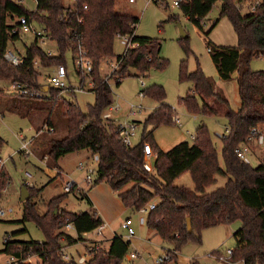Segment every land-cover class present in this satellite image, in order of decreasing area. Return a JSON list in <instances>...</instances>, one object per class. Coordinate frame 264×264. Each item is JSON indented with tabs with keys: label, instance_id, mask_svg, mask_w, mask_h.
Returning a JSON list of instances; mask_svg holds the SVG:
<instances>
[{
	"label": "trees",
	"instance_id": "obj_1",
	"mask_svg": "<svg viewBox=\"0 0 264 264\" xmlns=\"http://www.w3.org/2000/svg\"><path fill=\"white\" fill-rule=\"evenodd\" d=\"M178 8L196 27L203 31L202 22L208 17L215 3L220 2L219 18H226L236 36L233 47L211 46L212 61L219 81H228L233 73L237 74V93L240 105L232 110L222 91L215 87V80L207 76L199 63L194 71H189L187 61H182L179 79L192 83L193 87L181 99L186 111L193 115L216 116L222 112L226 119L229 134L221 142L220 167L215 142L207 125L199 126L193 142H181L167 152L156 143L155 131L163 125L175 124L176 111L165 101L167 93L161 85L143 87L145 97L159 103L145 120L144 130L153 126L150 133L143 132L141 140L134 147H127L119 136V126L113 119H105V111L114 104L112 86L100 71L101 64L108 58L121 60L115 71L116 85L130 76L135 70L144 76L151 69L164 70L168 61L161 56L162 42L156 38L140 37L136 34L139 19L131 14L117 10V0H75L67 6L66 0H39L36 11L17 3L15 0H0V82L19 81L39 88L40 73L33 67L38 59L44 68L66 65V54L74 53L75 32L86 48L92 61L90 74L94 87L95 102L83 112L76 101V94L66 92L70 100L64 99V92L51 89L41 100H30L9 96L0 88V108L16 113L22 118L32 120L36 112L54 110L59 99L60 116L64 118L63 137H55V125L51 118L46 120L48 135L43 141L39 155L43 160L57 166L58 161L67 154L88 150L92 156L98 155L95 167L96 186L107 182L118 193L124 206L140 210L155 202V208L147 214V227L154 231L172 248L165 254L177 263L178 256L188 243L202 244L205 230L220 225H230L236 221L241 226L233 233L235 247L225 264H264V162L253 167L239 159L235 150L248 145L250 129L264 126V71L250 69L253 57H264V2L255 12L242 14L234 9L236 0H179ZM84 5L88 10H84ZM169 8L168 5H166ZM28 17L44 26L53 40L57 41L58 55L48 56L37 44L26 48L25 63L14 67L4 60V53L11 42L19 39V34L11 35L15 20ZM176 15L169 20L178 21ZM82 20V22H79ZM14 23V25H12ZM216 24V23H215ZM159 28H162L160 25ZM210 32L207 33V35ZM133 35L139 47L131 49L125 56H116L115 42L119 36ZM180 38V41H187ZM188 54L190 50H187ZM74 58V56H73ZM137 76V75H136ZM86 77L81 78V84ZM110 80V79H109ZM31 122V121H30ZM50 129H54L50 132ZM43 128H39L41 133ZM144 144H150L157 153L155 172L149 174L143 167ZM5 145L0 136V154ZM189 174L193 188L177 185L176 181ZM227 177L224 186L213 191L207 189L216 183V176ZM11 178L0 170V198L3 190L10 185ZM80 193L92 206L87 194L73 184L72 190ZM30 196L23 202L22 222L35 223L45 237L44 242H22L5 236V246L0 254H7L21 261L37 256L44 264H67L61 256L64 245L74 246L85 242L84 237L104 224L103 219L93 209L73 213L61 205L67 194L52 199L43 214L38 212L33 199L40 190L28 188ZM191 221L192 231L188 229ZM72 223L78 236L62 230ZM131 242L122 236H115L108 249L96 244L90 248V258L86 264H123L129 254ZM213 254L220 260L222 254ZM74 257V256H73ZM47 259V260H46ZM70 264H78L75 258Z\"/></svg>",
	"mask_w": 264,
	"mask_h": 264
},
{
	"label": "rangeland",
	"instance_id": "obj_2",
	"mask_svg": "<svg viewBox=\"0 0 264 264\" xmlns=\"http://www.w3.org/2000/svg\"><path fill=\"white\" fill-rule=\"evenodd\" d=\"M175 0H135V3H130L129 0H117V10L123 11L124 14L134 15L139 19V24L136 28V34L140 37L156 38L162 42L161 56L168 61L167 68L164 70L151 69L144 76L139 75L135 70L131 71L130 76L122 80L120 86L116 85V79L112 73L111 65L107 63L101 64L103 67V75L111 74L110 85L112 86L114 106H119V111L114 113L113 117L116 123L124 122L125 120L134 121L138 125L137 140H141L144 131L150 133L154 130L153 126H148L144 130V123L147 117L159 107V103L155 100L145 97L140 99L139 94L144 89L141 85L143 81L147 87L154 84L161 85L166 93V103L174 108L176 116L181 120V125H163L159 127L155 133L154 138L159 147L167 148L179 142H193L192 136L195 135L196 129L201 125H207L215 147L218 153V160L220 167L223 169V162L221 159V142L216 138V133L224 131L226 126V119L222 112L216 116L193 115L186 111L181 99L187 95L193 85L189 82H181L179 79L180 66L182 61H187L189 71H194L197 68V63L200 64L204 73L215 80V87L222 91L227 99L232 110H237L240 101L237 93L236 78L231 76L228 81L218 80L216 83V69L211 58V53L208 52L207 45L216 47H233L236 45V36L233 32L231 24L226 18H219L220 2L215 3L211 13L202 22L203 31L192 24L180 11L178 7H173ZM71 5L70 2H66ZM169 6V8L166 7ZM27 6L30 11L36 8L34 2L29 1ZM176 15L178 21L169 20L170 16ZM216 23V24H215ZM162 28H159V26ZM182 26L188 36L187 41H180V29ZM210 32L208 35L207 33ZM32 36L23 37V41H15L10 43V47L19 51L22 54L26 53V48L34 43ZM45 50L52 51L57 54V44L54 42L47 43L43 46ZM190 50L188 54L187 50ZM116 56H121L124 53V48L119 38L115 42ZM112 59V58H110ZM111 61V60H110ZM66 62L69 68L70 79L68 83L72 86H78L81 82L77 72L74 70V60L72 53L66 54ZM114 63V60L111 61ZM253 71H264V57H253L249 65ZM52 69L42 68L40 73V82L47 85L45 76L50 73ZM137 75V76H136ZM10 82H0V88L8 93V86ZM87 80L82 85H86ZM76 101L83 112L87 113L89 105L95 102L93 92L75 93ZM64 99L70 100L68 94L64 93ZM63 99H59L54 110L49 112H36L32 120L22 118L16 113L0 108V136L4 139L5 145L1 150L0 157L5 161V166L2 168L10 176L11 182L7 187V193H3L0 198V207L12 208L14 213L9 214L4 219H0V251L5 246V236H11L12 240L22 242H44L45 237L43 233L37 228L35 223L22 222L23 219V202L21 201V194L23 188L40 190L33 202L37 204L38 212L43 214L47 210L49 202L63 194H67V198L62 203L61 207L69 212L78 213L90 209V206L85 199H81L80 193L76 190L73 192H66L65 187L67 183H75L82 187H90L85 182L86 169L88 166L96 167L93 162V156L88 150H81L78 152L67 154L62 157L63 167L65 168L64 175L57 166L43 160L39 155L43 147V141L48 135L46 120L52 119L55 125V137H63L65 135L64 118L60 116V104ZM131 105H142L143 110L136 116L130 114ZM31 121V122H30ZM43 128L39 133L38 129ZM264 129V126H263ZM22 138L26 142H30L29 153L21 150ZM260 153L249 158V163L255 167L259 163V158L264 157V145ZM257 158V159H256ZM262 162H264L262 160ZM82 163L85 167L82 170L79 165ZM30 175V177L28 176ZM227 177L220 175L216 176L215 185L209 187L207 191H213L216 188L222 187L227 182ZM33 183L36 187L32 186ZM100 189L102 194L104 191H109L107 182H102ZM101 184V183H100ZM177 185H185L190 188L194 187L192 179L189 174L183 175L176 181ZM79 188V187H78ZM80 189V188H79ZM107 189V190H106ZM111 189V188H110ZM88 190V189H86ZM114 196L115 201L122 205L118 193L110 190ZM29 192V190H28ZM30 194V193H29ZM154 201L153 203H155ZM152 204V203H151ZM123 210L122 206L119 207ZM126 210V209H125ZM141 215L138 211L127 209L122 216H120L114 223L113 227L107 228L103 231L101 236L94 233L86 237L88 246L93 245L98 241V244L106 248L104 238H111L114 233L122 236L126 241L132 242L129 253L138 252L140 259L129 262L125 259L123 264H144L149 262L153 264L154 259L165 254V250L172 248L171 244L164 243L159 236H156L153 231L149 230L147 225L141 226L138 224V219ZM144 216L147 215L145 214ZM131 218L134 221V228L136 235L131 239L126 238V232L121 225ZM241 226L240 221H236L230 225H220L214 228L207 229L202 234V244L197 245L188 243L184 246L178 256V263L173 261L169 264H225L228 258L220 260L215 254L219 251L222 256L226 257L227 250H233L235 247V239L233 233ZM63 231V230H62ZM87 244L85 247L89 249ZM164 247V248H163ZM83 252H87L84 247H80ZM163 248V249H162ZM76 250V249H75ZM69 253H74L73 247L68 248ZM12 257L7 254H0V264H11ZM235 264H242L237 262Z\"/></svg>",
	"mask_w": 264,
	"mask_h": 264
},
{
	"label": "built area",
	"instance_id": "obj_3",
	"mask_svg": "<svg viewBox=\"0 0 264 264\" xmlns=\"http://www.w3.org/2000/svg\"><path fill=\"white\" fill-rule=\"evenodd\" d=\"M19 4L23 5H28V2H34L36 4V8L38 5L39 0H15ZM66 2H70L71 5L75 3V0H66ZM130 3H135V0H129ZM179 0L174 1L173 7H178L179 5ZM264 2V0H236L234 3V9L242 14H249L253 13L256 11L258 7L261 6V4ZM67 6H69L67 4ZM36 8L32 11H36ZM84 10H88V6L84 5ZM79 22H82V20H79ZM16 26L14 25L10 31L11 35L14 34H19V41H23V37L26 36H32L34 38V43H37L44 51L45 53L53 57L55 54L50 51V50H45L43 48L44 45L50 42L57 43L56 40H53L51 36L49 35L48 31L46 28L40 24H38L35 20L32 18L28 17H21L17 18L15 20ZM75 39H73L75 43V50L73 53V60H74V70L77 72V75L79 76L80 80L82 77H86L87 84L82 85L81 82L78 86H72L68 83L70 79V73H69V68L66 67V65H56L54 67H51L52 71L50 73H47L45 76V81L47 85L43 83H39V88L35 87L34 85H29L26 83H22L19 81H12L9 83L8 86V93L12 96L15 97H22L30 100H41L45 96L48 95V92L51 89H56V90H61L62 92H72V93H87L90 92L93 87H94V82L90 76V74L93 71V64L91 59L89 58L86 48L84 47L80 35L75 32ZM121 41V44L124 48V53L122 56H125L129 50L135 49L139 47V44L134 41V36L133 35H128V36H119L118 37ZM17 40V41H18ZM14 43V42H11ZM211 49H208V52H210ZM58 55V49H57V54ZM4 60L11 64L14 67H20L25 63V55L20 53L17 50H13L10 45L7 48V50L4 53ZM114 60V63L111 61ZM111 65L112 68V73L117 71L119 69L121 60L118 58H108L104 60L103 62ZM33 67L34 69L40 73L41 69L44 68L40 61L38 59H35L33 61ZM45 69V68H44ZM100 71H103V67H100ZM111 73V74H112ZM41 74V73H40ZM111 74H105L106 80H108L110 84L111 79ZM142 87H145V83L142 81L141 82ZM48 88V91L45 92V88ZM140 99H144L145 95L144 93L139 94ZM143 110L142 105H131L130 108V114L132 116H136L137 114L141 113ZM119 111V106H110L104 113V118L105 119H113L114 120V113ZM174 122L176 125H181V120L175 116L173 118ZM119 126V136L123 143L127 147H134L136 144L139 143L136 142L138 134V125L134 121H129L125 120L124 122H118L117 123ZM54 129H50V132H53ZM229 134L228 128H224V131L221 133H216L215 136L218 138V140L223 139L226 135ZM194 139V136H192ZM22 148L21 150L25 151L26 153H29V145L30 142H26L25 139L22 138ZM248 142L254 141V143L257 146H262L264 144V129H262L260 126H255L250 129V134L248 137ZM248 145H242L238 147L235 150V153L239 159H241L245 163H249V157H248ZM143 155H144V162H143V167L145 171L149 174H153L155 172V162L158 158L157 153L154 151L153 147L150 144H144L143 146ZM93 162L96 163V165L99 162V157L98 155L93 156ZM5 166V161L0 157V170ZM79 167L84 170L85 167L82 163H80ZM95 167L88 166L86 169V177H85V182L89 186H93L95 183ZM61 173V172H60ZM30 177V175H28ZM74 183H67V186L65 187V191L71 192L72 186ZM7 188L3 190V193H7ZM155 203L149 204L147 207L142 208L138 210L139 214L141 215L138 219V224L141 226L146 225L147 223V218L144 216L145 214L147 215L149 211L153 210L155 208ZM14 213L12 208H7V207H0V219H4L6 216L9 214ZM107 225L103 224L100 227H98L96 230H94L92 233L101 236L103 234V231L106 229ZM122 229L126 232V238L127 239H132L136 235V229L134 228V221L131 218H128L122 225ZM63 232L69 235H72L74 237H77V231L72 223H68L64 229ZM91 233L86 234L85 236H88ZM84 236V237H85ZM69 246L64 243V245L61 248V256L62 259L67 263L70 264L73 261V257L71 253L68 252ZM232 254L231 250L226 251V257H222L221 260H226L229 258ZM90 258V251L84 253L83 255L79 256L77 258V263L78 264H86V262ZM141 256L138 252L134 253H129L125 259H127L129 262H134L138 259H140ZM11 264H16V260L14 258H11ZM47 260V259H46ZM172 262V258L164 254L161 257H158L154 259L153 264H169ZM23 264H44L43 260L40 259L37 256H31L23 261H21ZM144 264H150L149 262H145Z\"/></svg>",
	"mask_w": 264,
	"mask_h": 264
},
{
	"label": "crops",
	"instance_id": "obj_4",
	"mask_svg": "<svg viewBox=\"0 0 264 264\" xmlns=\"http://www.w3.org/2000/svg\"><path fill=\"white\" fill-rule=\"evenodd\" d=\"M232 76H234L233 78H236L237 77V74L236 73H233ZM216 83H217V80H218V84L220 83L219 81V76H218V73L216 71ZM40 79L39 78V83L40 82ZM221 90V89H220ZM158 107V106H157ZM156 109V108H155ZM262 129H263V126H260ZM181 143V142H179ZM178 144V143H177ZM177 144H173V146H169L167 148H162L160 147L164 152H167L169 151L170 149H172L174 146H176ZM264 145V144H263ZM262 145V146H263ZM262 146H257L254 141H250V143L248 144V148H249V151H248V157L250 158L251 156H256V153H260V150H263L262 149ZM221 149V147H220ZM251 157V158H252ZM253 159V158H252ZM257 159V158H256ZM62 160L63 158H61L59 161H58V164H57V167L59 168L60 172H62V174L64 175L65 173V168L63 167V163H62ZM262 160L264 161V157L262 158H259V161L258 163L262 162ZM29 175V174H28ZM32 184V186L36 187L33 183H30ZM102 184L104 183H101V184H98L96 186H90V187H82L81 185H78V187L83 190L86 194H87V197L90 199L91 203H92V206L90 207V209H93L97 212V214L103 219L104 221V224L107 225L106 229L107 228H112L114 223L117 221V219L123 215V213L128 209L124 206V204L122 203V205H119V203H117V201H115L114 199V196L113 194L111 193V189H110V186L107 185L109 187V191H104L105 195L102 194L101 192V188H102ZM108 184V183H107ZM37 188V187H36ZM88 189V190H86ZM107 190V189H106ZM102 191H103V188H102ZM122 202V201H121ZM122 206L123 210H120L119 207ZM89 209V210H90ZM88 211V210H86ZM84 212V211H83ZM105 229V230H106ZM150 230V229H149ZM152 231V230H151ZM153 233L158 236L154 231ZM89 236V235H88ZM88 236H85L88 237ZM115 236H118L116 233H114V235L111 237V238H104V241L109 243V244H106V248L104 246H101L100 244H98V241L95 242L94 244L98 245V246H101L105 249H108V247L110 246V243H111V240L115 237ZM131 240V239H130ZM132 243V242H131ZM87 244L88 246V240H86L85 242H79L77 244H75L73 247V250L75 251L74 253H71L73 259L75 258V260H77V258L81 255H83L84 253L86 252H83L81 250L80 247H84L85 250L87 249V247H85V245ZM93 244V245H94ZM89 249H87V252L90 251V248L92 247V245L88 246ZM164 248V247H163ZM162 248V249H163ZM76 249V250H75ZM136 252V251H135ZM178 263V261H177Z\"/></svg>",
	"mask_w": 264,
	"mask_h": 264
},
{
	"label": "water",
	"instance_id": "obj_5",
	"mask_svg": "<svg viewBox=\"0 0 264 264\" xmlns=\"http://www.w3.org/2000/svg\"><path fill=\"white\" fill-rule=\"evenodd\" d=\"M179 29H180V37L182 39L183 38H186L187 37V34L184 31L183 27L182 26H179ZM47 91H48V88L46 87L45 88V92H47ZM29 196H30V194H29L28 190L26 188H23L22 194H21V201L22 202H25L29 198ZM188 229H189L190 232L192 231V226H191L190 219L188 220Z\"/></svg>",
	"mask_w": 264,
	"mask_h": 264
}]
</instances>
